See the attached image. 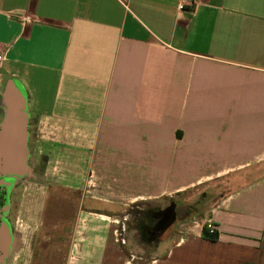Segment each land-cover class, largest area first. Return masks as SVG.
Returning a JSON list of instances; mask_svg holds the SVG:
<instances>
[{"label":"crops","instance_id":"crops-1","mask_svg":"<svg viewBox=\"0 0 264 264\" xmlns=\"http://www.w3.org/2000/svg\"><path fill=\"white\" fill-rule=\"evenodd\" d=\"M0 54V123L27 117L4 264H264V0H0Z\"/></svg>","mask_w":264,"mask_h":264},{"label":"rangeland","instance_id":"rangeland-1","mask_svg":"<svg viewBox=\"0 0 264 264\" xmlns=\"http://www.w3.org/2000/svg\"><path fill=\"white\" fill-rule=\"evenodd\" d=\"M174 204L170 200L150 203H137L128 207L117 219V238L122 246L130 242L141 248L154 247L159 239L160 231L169 225L173 219ZM175 214L182 213V209H175ZM145 228L146 238L142 230ZM148 238V239H147ZM149 240V241H148ZM132 242H130L132 244ZM139 255V254H138ZM137 255H131L130 258Z\"/></svg>","mask_w":264,"mask_h":264},{"label":"water","instance_id":"water-1","mask_svg":"<svg viewBox=\"0 0 264 264\" xmlns=\"http://www.w3.org/2000/svg\"><path fill=\"white\" fill-rule=\"evenodd\" d=\"M22 109L19 100H11L0 123V175L22 172L27 126Z\"/></svg>","mask_w":264,"mask_h":264},{"label":"flooded vegetation","instance_id":"flooded-vegetation-1","mask_svg":"<svg viewBox=\"0 0 264 264\" xmlns=\"http://www.w3.org/2000/svg\"><path fill=\"white\" fill-rule=\"evenodd\" d=\"M9 175L0 178V264H4L6 257V248L8 245V237L6 228V211L7 198L13 192L14 181Z\"/></svg>","mask_w":264,"mask_h":264},{"label":"built area","instance_id":"built-area-1","mask_svg":"<svg viewBox=\"0 0 264 264\" xmlns=\"http://www.w3.org/2000/svg\"><path fill=\"white\" fill-rule=\"evenodd\" d=\"M197 1L198 0H176V9L178 11H183V10H185V8L195 6ZM22 20L24 22H28L29 18L27 16H23ZM3 62H4V56L2 54H0V65H2ZM202 228L209 236H215L216 235V229L210 220H204L202 223Z\"/></svg>","mask_w":264,"mask_h":264},{"label":"trees","instance_id":"trees-1","mask_svg":"<svg viewBox=\"0 0 264 264\" xmlns=\"http://www.w3.org/2000/svg\"><path fill=\"white\" fill-rule=\"evenodd\" d=\"M145 228H143V229H141L142 230V236H143V238H146V232H145V230H144ZM203 235L205 236V237H208V238H210L211 240H213L214 239V236H209L204 230H203ZM148 239V238H147ZM149 241V240H148Z\"/></svg>","mask_w":264,"mask_h":264}]
</instances>
